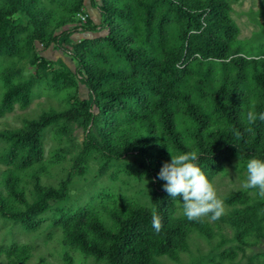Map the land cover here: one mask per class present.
<instances>
[{"label":"trees","instance_id":"16d2710c","mask_svg":"<svg viewBox=\"0 0 264 264\" xmlns=\"http://www.w3.org/2000/svg\"><path fill=\"white\" fill-rule=\"evenodd\" d=\"M163 1L177 13L179 27L176 38L164 47L161 60H155L146 48L134 43L130 30L118 28L117 19L129 17L131 11L128 7L122 10L111 0H101L98 6L100 24L83 22L55 34L46 32L48 12L38 5V0H0V54L16 52V37L28 27L13 22L10 17L14 12L23 10L32 27L25 45L36 39L44 44L52 41L64 49L75 60L77 78L87 89V98L80 106L43 111L30 118L21 129L0 132L11 141L13 150L8 152L11 163L24 168L40 161V131L46 125L57 123V131L63 133L71 132L74 125L83 128L79 153L58 187L43 185L33 175V196L27 201L18 173L11 168L2 171L1 183L7 194L0 192V214L31 225L33 219L53 200L64 196L71 172L82 171L86 157L92 150L104 159L101 169L111 159L139 157L150 179V206L131 203L123 206L120 214L115 208L112 209L110 213L118 222L115 229L107 228L96 216H88L84 210L59 218L67 238L84 252L103 257L105 264H158L156 257L172 255L173 248L185 242L190 228L212 237L211 228L203 218L193 221L184 214H174L175 202L182 196H170L163 188L165 181L157 178L162 165L167 162L166 155L174 153L169 148L171 144L174 143V148L181 153L196 151L199 154L198 165L208 179L232 155L264 160V121L257 119L252 125L247 122L251 105L255 104L258 114L264 112V56L242 54L239 46L232 43L237 27L228 14L230 5L227 0ZM80 3L77 0V7ZM146 3L145 8L149 10L151 4L149 1ZM158 24L161 25V22ZM98 28L107 30L104 41L139 72L120 77L119 84L109 90L103 89L100 83L117 70L110 72L111 67L95 65L88 58L92 41L82 39L71 48L60 43L76 29L94 31ZM191 66L196 71L191 70ZM246 68L252 74L250 81L246 77ZM215 69L218 75L213 78ZM187 71H195L191 75L193 81L182 84L180 78ZM33 80V76H30L10 83L3 93L0 112L10 107L13 98L26 102ZM203 85L211 87V97L204 110H198L197 114L196 101L190 94L192 91L197 94ZM140 87H147L154 97L148 104L145 120L134 126L129 125L130 136L117 141L112 130L113 113L116 111L112 101L116 99L115 95L118 98L128 93L141 99L144 96L138 92ZM251 87L256 92L255 100L254 97L250 98ZM180 103L195 122L193 136L187 146L183 141L186 137L180 130V119L176 117ZM231 199L235 201L238 197L232 196ZM154 210L162 217V228L158 233L152 227ZM259 212L264 215V202L231 209L226 218L235 227L238 240L242 242L244 229L254 225L257 235L264 236L262 226L256 221Z\"/></svg>","mask_w":264,"mask_h":264},{"label":"rangeland","instance_id":"374dc122","mask_svg":"<svg viewBox=\"0 0 264 264\" xmlns=\"http://www.w3.org/2000/svg\"><path fill=\"white\" fill-rule=\"evenodd\" d=\"M80 1L77 7V0H38V5L48 12L46 32L55 34L88 21L100 24L101 14L98 6L101 0ZM111 1L121 6L122 10L128 7L131 11L129 17L117 19L118 28L130 30L137 46L146 48L148 54L154 56L155 60H161L164 47L176 38L179 20L175 10L168 7L163 0ZM148 1L151 4L149 10L145 8ZM227 1L230 5L228 14L237 27L232 43L239 46L242 54L264 56V0ZM81 15H84V21ZM10 18L13 22L26 25L28 28L17 35L16 52L0 54V104L3 93L10 83L30 76H33L34 80L26 102L13 98L10 107L0 112V132L21 129L30 118L43 111L80 106L87 98V89L77 78L76 62L71 55L52 41L44 44L33 39L26 46L25 40L32 30L26 13L18 10ZM106 34L105 28L94 31L76 29L60 40V43L71 48L82 39L92 41L88 58L95 65L111 67L110 72L117 70V73H110L100 83L103 89L109 90L119 84L120 77L139 72L135 71L136 69L123 55L104 41ZM194 68L191 66L190 69L195 70ZM195 71L185 72L180 78L181 83L191 84L193 81L191 75H194ZM213 73L215 75L213 78H216L218 70L215 69ZM245 73L250 81L252 74L249 68H246ZM209 88L211 87L203 85L197 94L195 91L190 94L196 101L197 114L198 110L203 111L207 101H210ZM138 92L144 97L138 99L137 96L128 93L127 96L121 94L118 98L115 95L116 99L112 101L116 108L112 118L114 123L112 130L117 141L130 136L129 125L134 126L145 120L148 104L154 97L147 87L138 88ZM250 98L256 99V92L252 87ZM182 106L184 107L182 103L178 104L176 117L180 119V130L186 137L183 141L187 146L191 142L195 122ZM56 127L57 123H50L42 128L40 161L24 168L11 163L8 155V152L13 150L11 141L0 134L2 194L6 195L7 191L1 183V173L7 168L18 173L19 183L27 201L33 196V175L37 176L41 184L52 187H58L59 182L67 176L79 153L83 128L74 125L71 132L63 133L57 131ZM173 145L171 144L169 148L171 147L170 150H174V153L166 155L167 162H170L171 155L181 153ZM248 160L250 159L232 155L209 178L216 188L218 197L223 199L225 207L224 214L218 220L213 221L210 215L203 217L211 228L212 237L209 238L197 229L190 228L185 235V242L176 245L172 255L163 254L156 257L158 264H264V236L257 235L255 225L244 229L241 242L236 238L235 227L226 218L234 207L244 204L254 206L258 202H264V197H260L257 190L244 189L242 186L246 180ZM103 162L104 159L92 150L86 157L82 171L71 172L66 182L64 196L53 200L33 219L31 225H25L0 214V264H105L103 257L98 258L86 253L70 241L63 225L59 223V218L61 215L84 210L88 216H96L107 228L115 229L118 222L111 215V210L115 208L120 214L121 208L131 203L150 206L152 189L149 176L142 167L139 157L111 159L101 169ZM232 196H237L238 199L229 200ZM182 202V198L176 200L174 214H183ZM18 206L21 207L20 204ZM257 217L256 221L264 232V215L259 212Z\"/></svg>","mask_w":264,"mask_h":264},{"label":"clouds","instance_id":"9594fccd","mask_svg":"<svg viewBox=\"0 0 264 264\" xmlns=\"http://www.w3.org/2000/svg\"><path fill=\"white\" fill-rule=\"evenodd\" d=\"M255 104L247 113V122L252 125L257 119L264 121V112L257 113ZM171 155V154H170ZM199 154L188 151L171 155L165 162L157 178L165 181L163 188L173 198L182 196L183 214L188 220L199 221L209 216L218 220L225 212L224 201L218 197L216 188L198 165ZM244 189H255L264 197V160L253 157L246 163ZM152 227L155 232L162 228V217L153 211Z\"/></svg>","mask_w":264,"mask_h":264},{"label":"built area","instance_id":"2783aa9c","mask_svg":"<svg viewBox=\"0 0 264 264\" xmlns=\"http://www.w3.org/2000/svg\"><path fill=\"white\" fill-rule=\"evenodd\" d=\"M80 17L83 19V21L85 20V17H84V15H81Z\"/></svg>","mask_w":264,"mask_h":264}]
</instances>
